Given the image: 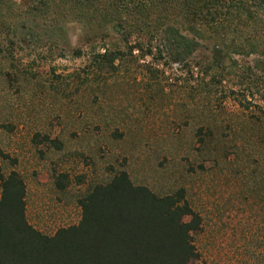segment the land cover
<instances>
[{"label":"rangeland","instance_id":"1","mask_svg":"<svg viewBox=\"0 0 264 264\" xmlns=\"http://www.w3.org/2000/svg\"><path fill=\"white\" fill-rule=\"evenodd\" d=\"M31 8L0 0V173L23 180L28 223L76 225L79 200L124 171L158 196L184 191L201 221L189 264H264V87L240 79L255 57L234 56L215 83L206 41L167 65L99 22ZM102 45L124 53L104 70Z\"/></svg>","mask_w":264,"mask_h":264},{"label":"trees","instance_id":"2","mask_svg":"<svg viewBox=\"0 0 264 264\" xmlns=\"http://www.w3.org/2000/svg\"><path fill=\"white\" fill-rule=\"evenodd\" d=\"M29 1L33 13L43 6L79 22H99L105 34L122 37L129 55L139 52L167 65H185L206 41V73L215 83L236 64L234 56H254L240 79L248 92L264 87V0ZM133 36L138 40L132 44ZM120 48H92L96 66L112 67L124 54ZM25 196L16 172L0 173V264H189L197 258L192 234L201 221L183 190L158 196L121 171L79 200L76 225L50 236L28 223Z\"/></svg>","mask_w":264,"mask_h":264}]
</instances>
